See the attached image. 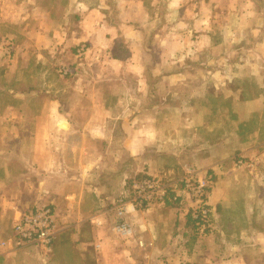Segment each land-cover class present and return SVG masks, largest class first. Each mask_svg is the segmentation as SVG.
Listing matches in <instances>:
<instances>
[{
  "label": "crops",
  "instance_id": "0c3cea01",
  "mask_svg": "<svg viewBox=\"0 0 264 264\" xmlns=\"http://www.w3.org/2000/svg\"><path fill=\"white\" fill-rule=\"evenodd\" d=\"M262 9L263 20L258 23L243 21L242 15L238 30L231 28L233 43L238 44L241 27L254 34L256 41L249 39L248 44L261 40L264 48V3ZM26 13V0H0V112L8 114L0 124L12 129L11 147L3 160L13 171L6 182L16 187L0 201L4 203L0 239L13 233L4 218H11L14 226L22 213L44 206L54 210L60 234L50 254L30 245L15 250L0 247V264H10L22 253L29 264H264V184L256 185L247 201H238L226 200L228 186L218 182L211 205L218 208L219 217L207 238H194L188 213L172 205L136 215L133 240L111 232L112 210L128 184L144 176L181 173L170 169L173 165L158 169L154 149L172 142L174 151L161 157L167 154L183 166L184 161L209 159L221 146L220 130L211 136L206 123L191 125L192 115L205 120L202 106L190 101L181 106L158 103V95L173 96L177 91L201 94L206 77L203 82L198 78L196 86L193 73L182 69L153 72L170 62L144 46L138 29L135 39L127 41L133 44V53L125 54L120 44L117 54L118 38L111 33L117 26L101 24L102 18L70 29L62 23L50 36L38 25L31 30V14ZM88 13L93 18L105 16L98 9ZM206 19L199 16V32L207 29ZM82 37L95 55H76L75 41ZM211 40L219 46L216 35ZM61 67L72 73L64 78ZM215 92L221 94L220 89ZM260 95L264 97V90ZM252 104L258 106L253 112L264 110V99ZM167 110L188 113L189 120L183 119L188 127L178 130L180 125L165 116ZM257 135L259 131H254L250 139Z\"/></svg>",
  "mask_w": 264,
  "mask_h": 264
},
{
  "label": "rangeland",
  "instance_id": "374dc122",
  "mask_svg": "<svg viewBox=\"0 0 264 264\" xmlns=\"http://www.w3.org/2000/svg\"><path fill=\"white\" fill-rule=\"evenodd\" d=\"M263 3L264 0H26V14L30 13V19L33 21L32 27L29 26L31 30L38 25L48 35L53 36L57 34L55 30L58 26H62V23L63 28H66L68 24L70 29L74 25L85 27L86 23H92L96 17L102 18L103 23L101 24L117 26L116 30H111L119 42L116 46L117 54L122 50L120 44L123 45L125 54L133 53V44L129 45L127 41L135 39V30L138 29L140 33L142 32L141 40L144 46L154 51L158 59L170 62L169 65L163 63L160 69H151L153 72L156 70L175 72L182 69L193 73L196 77L194 81L196 86L198 78L203 82L206 77L205 87L201 89V94H182L183 92L177 91L173 96L158 95V103L170 106L177 103L181 106L183 102L190 101L194 106H202L200 108L205 115V120L203 116L199 115L200 118L194 119L193 115L189 117L188 113L176 110H167L165 116L168 119L171 118L173 123L177 122L180 125V127L176 126L179 127L178 130L186 124L183 119L186 120L188 117L191 125L195 122L198 124V121L201 124L206 123L208 135L213 136L214 131L220 130L221 146L214 148L215 152L213 149L210 151L213 155L209 159L184 161V165L180 166L178 160L167 157V154L164 158L161 157V153L174 151L171 147L172 142H169V145L162 144L161 148L154 149L156 167L159 169L167 165L170 168L173 165L170 169L181 171V173L171 176L137 178L127 185L125 193L129 195L132 184L142 179L160 178L170 181L174 186L170 187L166 203L154 205L141 213L153 211L158 206L172 205L185 210L188 214L192 212L193 219L196 220L195 216H198L200 208L194 198L193 189L200 184H205V197L203 198L205 205L201 203V199L200 207L202 211L209 213L206 222L198 223V226L201 225L198 232L199 239L207 238L215 231L219 210L211 205V199H213V191L217 188L218 182H223L228 186L224 196L226 200L238 201H247V196L257 191L256 185L264 184V110L253 112L258 106H252V103L264 99L260 95L264 90V48L261 40L248 44L249 39L256 41L254 34L243 32L241 27H239L240 40L238 44L233 43L235 33L233 34L231 29L233 27L234 30H238V25L242 24V15H244L243 21L258 23V20L262 19ZM70 4L74 5L73 8ZM92 9L100 10L105 16L93 18L94 16L88 13V11L92 12ZM200 15L202 19L207 18V29H204V32H199L202 30L201 21H198ZM262 20L260 25L263 24ZM236 25L237 27L234 28ZM63 33L67 34V31ZM215 35L217 42L219 41L217 47L213 46L214 41L211 40V38L214 40ZM82 38L77 40L79 42L75 41L77 43L74 47L76 55L86 57L89 52L92 56L95 55L96 51L92 50L90 43ZM64 39L62 35V41ZM83 49L84 51L79 54V51ZM98 55L101 53L99 52ZM243 61L249 62V65ZM198 74H200L199 77ZM248 75L251 79L246 78ZM235 76L240 77L239 81H234ZM63 77L65 78L64 75ZM175 87H180V85H175ZM216 89H220L221 94H216ZM149 98V96L146 97L147 103ZM195 109L197 108L191 110ZM192 112L191 114L198 115ZM7 115L0 112V120L5 121ZM169 123L165 125L170 127ZM186 127H188L187 124ZM254 131H259V135L252 140L250 134ZM20 132L19 129V134ZM10 136H12L10 126L0 124V201H3L2 197L13 194L16 188L11 181L6 182L7 179L12 178L13 171H8L9 165L3 160L7 149L11 147L8 143ZM207 142V146L211 147L209 136ZM19 172L14 171L15 175ZM187 181L191 188L184 186V182ZM249 184L252 185L251 188H248ZM235 185L240 188L232 189L231 187ZM175 197H179L177 201ZM112 212L114 213L113 210ZM4 219L9 222L11 231H13L11 218ZM2 221L4 220L0 215V222ZM15 222L16 220L14 224ZM9 234L11 235L9 238L0 239L1 248L8 249L17 245L14 234ZM259 241L261 244V240ZM26 246V244L21 245L22 248ZM10 264H29V262L26 255L22 253Z\"/></svg>",
  "mask_w": 264,
  "mask_h": 264
},
{
  "label": "built area",
  "instance_id": "2783aa9c",
  "mask_svg": "<svg viewBox=\"0 0 264 264\" xmlns=\"http://www.w3.org/2000/svg\"><path fill=\"white\" fill-rule=\"evenodd\" d=\"M84 51H79L81 54ZM60 73L69 76L72 71L69 68L61 67ZM174 185L170 181H164L160 178H150L135 181L130 189V194H123L118 198L113 209L115 222L111 225V232L120 239L131 240L136 235L134 218L154 205H164L168 199L170 187ZM184 186L190 187V183L184 182ZM205 184H200L193 189L194 198L197 200L200 208L195 216L196 220L206 222L208 211H202L200 204L203 202ZM179 197H175L177 201ZM202 199V200H201ZM201 200V203H200ZM13 234L17 242L12 249L22 248V244L40 247L41 250L50 254L53 252L55 243L60 234V228L57 216L50 206L36 208L34 211L22 213L13 226ZM6 246L5 243H3ZM141 246L143 244L141 243Z\"/></svg>",
  "mask_w": 264,
  "mask_h": 264
},
{
  "label": "trees",
  "instance_id": "16d2710c",
  "mask_svg": "<svg viewBox=\"0 0 264 264\" xmlns=\"http://www.w3.org/2000/svg\"><path fill=\"white\" fill-rule=\"evenodd\" d=\"M193 213L192 212H189V214H188V216H189V218H190V224H191V231H192V236L194 237V238H199L198 237V232H199V230H200V228H201V225L200 226H198V223H201V224H203V222H201V219H199L200 221H196V220H194L193 219Z\"/></svg>",
  "mask_w": 264,
  "mask_h": 264
}]
</instances>
